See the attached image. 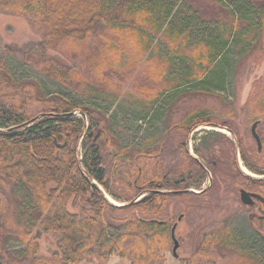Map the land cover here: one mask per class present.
Segmentation results:
<instances>
[{
    "label": "trees",
    "instance_id": "1",
    "mask_svg": "<svg viewBox=\"0 0 264 264\" xmlns=\"http://www.w3.org/2000/svg\"><path fill=\"white\" fill-rule=\"evenodd\" d=\"M0 8L26 17L35 26L39 41L27 47L35 50L34 56L47 57L45 69L58 77L63 76L58 71L67 67L60 64L59 68L46 52L68 43H80L90 51L96 73L110 67L119 69L126 52L132 65L142 63L148 80L162 82L155 90L141 86L139 98L129 101L140 106L143 115L156 113L167 91L197 82L223 88L235 67L229 65V52L237 49L235 56L240 58L246 47L258 39L264 41V0H0ZM27 47L20 50L27 54ZM260 47L261 51L262 44ZM6 50L16 48L6 46ZM74 76L75 71L67 68L65 78ZM83 88L93 98L109 103L117 100L116 95H106L93 84ZM17 89L10 66L1 57L0 241L3 236L12 237L6 228L15 217L16 238L27 242L29 254L36 249L29 236L39 227L58 235L63 264L93 256L105 260L125 250L133 264L162 261L172 224L150 214H156L168 197L193 191L178 189L175 177V181L155 174L142 178V162L155 150L131 151L124 156L131 161L130 181L118 189L113 172L118 161L111 157L110 131L101 117L65 97L46 98L38 90L24 93ZM261 93L264 81L257 96ZM32 101L40 102L41 108L29 111ZM204 115L205 110L193 108L174 124V129L185 137L205 124L233 132L227 121L215 123ZM252 119L259 125L264 110ZM176 143L184 161L199 167L197 159L184 149V142ZM234 147L230 156L233 176L252 187L244 186L246 190L264 195V158L258 160L255 154L241 149L243 163L258 176L249 177L237 169ZM125 153L121 149L114 154ZM214 159L210 161L212 173L219 165ZM105 192L123 204H112ZM121 214L125 215L116 223L106 218ZM211 248L230 253L234 258L228 264H264V236L254 230L248 240L238 238L230 227L211 232L201 241L195 257ZM4 256L0 252V264H5ZM41 264L49 263L45 259Z\"/></svg>",
    "mask_w": 264,
    "mask_h": 264
},
{
    "label": "rangeland",
    "instance_id": "2",
    "mask_svg": "<svg viewBox=\"0 0 264 264\" xmlns=\"http://www.w3.org/2000/svg\"><path fill=\"white\" fill-rule=\"evenodd\" d=\"M39 37L35 26L30 25L26 17L0 8V58H4L10 66L17 90H24V93L38 90L46 98L65 97L77 106L89 107L96 116L101 117L103 125L110 131L108 137L113 144L111 157L118 161L113 171L115 187L118 189H123L130 181L131 161L125 160L124 156H128L131 151L155 150L152 151L150 159L142 162V178L151 177L153 174L163 175L171 180L175 177L178 189H187L194 193L170 196L159 206L156 214H150L157 219H166L170 224L176 221L174 237L178 241V247L177 256L174 257L170 239L162 252L163 260L148 264H193V258L196 260L195 264H228L234 257L215 248L195 257L204 237L225 227H230L238 238L245 240H248L252 230L264 236V205L254 202L248 206L240 202L239 190L245 189L244 186L248 189L252 187L240 177L233 176V169L230 168L233 146L237 169L249 177L258 176L243 163L241 149L255 154L258 160L264 158V120L261 119L260 124H257L259 129L256 126L262 152L259 150L258 153L250 133L253 116L264 110V93L257 96L260 82L264 81V41L261 43L258 39L251 47H246L240 58L235 56L237 49L229 52V65L231 67L234 64L235 67L223 88L197 82L180 87L175 92L167 91L158 102L161 105L159 110L143 115L141 107L130 104L129 101L132 103L139 98L141 86H151L155 90L162 86V82L148 80L142 63L132 65L126 52L119 69L110 67L102 73H96L97 70L93 68V55L84 50L80 43H68L47 51L46 55L56 60L59 68L62 67L61 64L70 71H75V76L69 80L65 78L67 68H61L57 73H62L64 77L56 76L44 67L47 57L38 58L34 56L35 50L27 47L38 42ZM261 44L263 49L260 51ZM6 46H15L16 50L7 51ZM25 47L27 54L20 50ZM87 84L104 89L106 95H116V102L109 103L108 100L89 96V92L83 88ZM158 105L156 104V108ZM41 106L40 102L32 101L29 102L28 109L37 111ZM193 108L205 110L203 117L208 121H227L225 124L233 132L205 124L197 126L185 137L174 129V124ZM177 141L184 142V149L197 159L199 167L188 165L184 161ZM121 149L126 153L115 157L114 153ZM214 158L218 159L219 165L217 171L212 173L210 161L215 162ZM183 169L182 175L176 176ZM105 195L111 203L123 204L106 192ZM144 195L145 193L136 200ZM179 214L183 217L177 221ZM122 215L125 214L107 215L106 218L109 223H116ZM15 219L14 217L12 224L6 228V232L12 237L3 236L0 241V252L5 255V264H41L45 259L49 264H63L57 246V234L45 232L39 227L34 228L29 238L33 237L31 243L36 244V249L33 254H29L26 251L27 242L16 238ZM92 259L67 264H133L127 250L122 254L110 255L105 260H96L95 256Z\"/></svg>",
    "mask_w": 264,
    "mask_h": 264
},
{
    "label": "water",
    "instance_id": "3",
    "mask_svg": "<svg viewBox=\"0 0 264 264\" xmlns=\"http://www.w3.org/2000/svg\"><path fill=\"white\" fill-rule=\"evenodd\" d=\"M258 124V121H254L250 127V133L252 138L254 139L256 143L257 150L259 151L261 148V141L260 138L256 132V126ZM239 200L242 204L251 206L253 205L254 200H258L260 203L264 204V196L260 195L256 192L247 191L246 189H240L239 190ZM182 215L178 216V219L181 218ZM174 228L175 224L172 225L170 229V236L172 240V247H171V253L174 257L177 256L176 249L178 247V241L174 237Z\"/></svg>",
    "mask_w": 264,
    "mask_h": 264
},
{
    "label": "flooded vegetation",
    "instance_id": "4",
    "mask_svg": "<svg viewBox=\"0 0 264 264\" xmlns=\"http://www.w3.org/2000/svg\"><path fill=\"white\" fill-rule=\"evenodd\" d=\"M247 191H249V190H247ZM251 192H253V191H251ZM256 193H257V192H256ZM259 194H260V193H259ZM260 195H261V194H260ZM262 196H264V195H262ZM254 202H258L259 204H262V203H260L258 200H254ZM254 202H253V204H254ZM262 205H264V204H262ZM182 217H183V216H181V218H182ZM181 218H180V219H181ZM180 219L177 218V221L180 220ZM174 224H175V228H176L177 223H176V222H173L172 225H174ZM175 228H174V231H175Z\"/></svg>",
    "mask_w": 264,
    "mask_h": 264
},
{
    "label": "built area",
    "instance_id": "5",
    "mask_svg": "<svg viewBox=\"0 0 264 264\" xmlns=\"http://www.w3.org/2000/svg\"><path fill=\"white\" fill-rule=\"evenodd\" d=\"M75 113L77 114V111H75Z\"/></svg>",
    "mask_w": 264,
    "mask_h": 264
}]
</instances>
